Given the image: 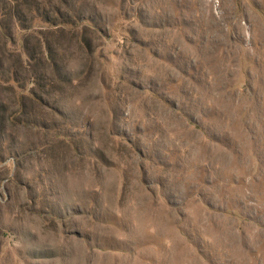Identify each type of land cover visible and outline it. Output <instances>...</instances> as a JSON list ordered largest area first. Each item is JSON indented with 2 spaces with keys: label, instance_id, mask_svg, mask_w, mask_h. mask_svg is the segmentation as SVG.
Here are the masks:
<instances>
[{
  "label": "rangeland",
  "instance_id": "1",
  "mask_svg": "<svg viewBox=\"0 0 264 264\" xmlns=\"http://www.w3.org/2000/svg\"><path fill=\"white\" fill-rule=\"evenodd\" d=\"M0 264H264V0H0Z\"/></svg>",
  "mask_w": 264,
  "mask_h": 264
}]
</instances>
